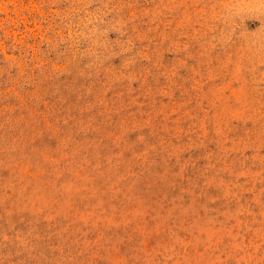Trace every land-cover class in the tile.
Returning <instances> with one entry per match:
<instances>
[{"label": "rangeland", "instance_id": "374dc122", "mask_svg": "<svg viewBox=\"0 0 264 264\" xmlns=\"http://www.w3.org/2000/svg\"><path fill=\"white\" fill-rule=\"evenodd\" d=\"M0 264H264V0H0Z\"/></svg>", "mask_w": 264, "mask_h": 264}]
</instances>
